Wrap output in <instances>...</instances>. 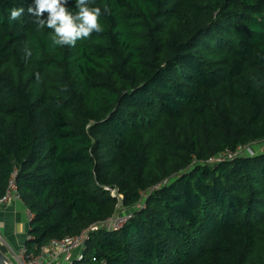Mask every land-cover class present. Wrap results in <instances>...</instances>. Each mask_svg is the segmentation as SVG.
<instances>
[{"label":"trees","instance_id":"obj_1","mask_svg":"<svg viewBox=\"0 0 264 264\" xmlns=\"http://www.w3.org/2000/svg\"><path fill=\"white\" fill-rule=\"evenodd\" d=\"M32 3L0 0V197L15 172L23 246L93 226L71 264H264V0H92L103 31L54 49Z\"/></svg>","mask_w":264,"mask_h":264},{"label":"clouds","instance_id":"obj_2","mask_svg":"<svg viewBox=\"0 0 264 264\" xmlns=\"http://www.w3.org/2000/svg\"><path fill=\"white\" fill-rule=\"evenodd\" d=\"M69 0H33L28 6L27 12L35 18V23L39 31H43L45 26L51 30V49L56 47H75L78 41L88 39L93 33L103 31L100 17L107 12H102L100 7H91L92 0H75L73 12L67 7ZM9 19L17 21L24 14L23 7H13L10 10ZM47 13V17H44ZM23 51L25 58L33 56L32 49L28 41L24 42Z\"/></svg>","mask_w":264,"mask_h":264},{"label":"built area","instance_id":"obj_3","mask_svg":"<svg viewBox=\"0 0 264 264\" xmlns=\"http://www.w3.org/2000/svg\"><path fill=\"white\" fill-rule=\"evenodd\" d=\"M238 149L239 151H242V148ZM247 150L250 151L249 148ZM233 154H231V156H233ZM14 176L15 172L12 173V176L9 179L6 192L0 197V207L7 205L13 199L20 200L19 194L16 190ZM158 186L159 185H156L155 187ZM116 193L115 190H111V195H117V199L120 200L122 198L121 194ZM144 195L145 194H143V196ZM142 206V202L137 203L132 207L131 211L115 214L111 218L102 222V225L107 229L120 228L133 216L135 210L140 209ZM93 229L94 227L92 226L89 229L82 230L76 235L65 236L61 239H52L48 244L41 247L38 254H33L29 252L25 246H22L16 264H71L72 260L81 259L83 257L84 250L86 249V240H88L89 233L91 232L89 230ZM0 242H2L1 237ZM10 263L14 264L11 261Z\"/></svg>","mask_w":264,"mask_h":264},{"label":"crops","instance_id":"obj_4","mask_svg":"<svg viewBox=\"0 0 264 264\" xmlns=\"http://www.w3.org/2000/svg\"><path fill=\"white\" fill-rule=\"evenodd\" d=\"M30 215L21 200L13 199L0 207V237L1 243L7 247L6 257L9 261L10 257L16 262L18 260L26 238Z\"/></svg>","mask_w":264,"mask_h":264},{"label":"rangeland","instance_id":"obj_5","mask_svg":"<svg viewBox=\"0 0 264 264\" xmlns=\"http://www.w3.org/2000/svg\"><path fill=\"white\" fill-rule=\"evenodd\" d=\"M259 147V143H256L255 145H254V149H256V148H258ZM121 197H122V195H121ZM120 209L122 210V211H124V213H126V212H129V211H131L132 210V207H129V208H125V207H122V205H120ZM1 243V242H0ZM6 249H7V247H6ZM8 255V254H7ZM9 257H10V255H9ZM11 261H13V263L14 264H16V261H14L13 260V258H9Z\"/></svg>","mask_w":264,"mask_h":264},{"label":"water","instance_id":"obj_6","mask_svg":"<svg viewBox=\"0 0 264 264\" xmlns=\"http://www.w3.org/2000/svg\"><path fill=\"white\" fill-rule=\"evenodd\" d=\"M0 264H11L3 253L0 252Z\"/></svg>","mask_w":264,"mask_h":264}]
</instances>
